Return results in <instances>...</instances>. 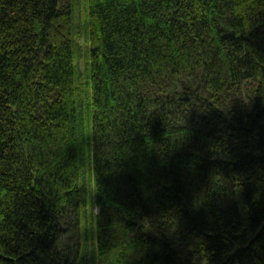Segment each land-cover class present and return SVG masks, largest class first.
I'll list each match as a JSON object with an SVG mask.
<instances>
[{"label": "trees", "instance_id": "16d2710c", "mask_svg": "<svg viewBox=\"0 0 264 264\" xmlns=\"http://www.w3.org/2000/svg\"><path fill=\"white\" fill-rule=\"evenodd\" d=\"M0 264H264V0H0Z\"/></svg>", "mask_w": 264, "mask_h": 264}, {"label": "rangeland", "instance_id": "374dc122", "mask_svg": "<svg viewBox=\"0 0 264 264\" xmlns=\"http://www.w3.org/2000/svg\"><path fill=\"white\" fill-rule=\"evenodd\" d=\"M79 40L81 41L82 44H84V41H85V37H84V35L81 34V36L79 37ZM80 66H81L82 71L84 72L85 69H86V68H85L86 65H85V61H84V59H82V60L80 61ZM83 80H84V79H83ZM98 209H99V207L97 206V207H96V211H98Z\"/></svg>", "mask_w": 264, "mask_h": 264}]
</instances>
